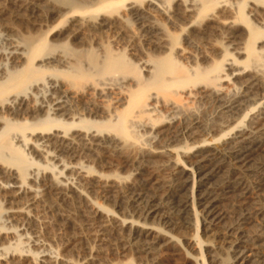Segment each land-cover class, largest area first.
Returning a JSON list of instances; mask_svg holds the SVG:
<instances>
[{"label":"bare ground","instance_id":"bare-ground-1","mask_svg":"<svg viewBox=\"0 0 264 264\" xmlns=\"http://www.w3.org/2000/svg\"><path fill=\"white\" fill-rule=\"evenodd\" d=\"M153 1L0 0V240L8 244L0 249V264H70L65 254H76L75 264H105L108 258L116 264H163L164 254L175 261L180 255L166 229L190 225V198L197 226L194 262L264 264V69L253 63L264 65V45L255 46L264 44V0H251L246 13L262 29L249 25L243 13L249 0H229L207 19L225 26L231 40L221 54L211 43L205 52L192 51L190 34L176 27L181 18L195 29L220 0H170L188 2L191 8L184 10L161 9ZM121 23L134 25L144 55L134 58L129 45L84 44L86 32L118 33ZM238 27L248 30L244 44L235 43ZM193 103L206 110L191 108ZM86 152L95 153V160L86 159ZM76 158L115 173L96 169L95 175L82 162L68 168ZM31 166H37V176L42 168L39 178L30 177ZM125 167L131 169L122 178ZM74 185L95 194L96 207L76 196ZM41 198L58 212L62 231L74 236L63 242L65 254L39 257L47 251L39 239L32 242L34 253L24 246L27 238L9 245L34 226L30 212ZM225 201L229 207L221 210ZM16 213L24 215L22 234L13 224ZM199 219L200 233L214 225L221 230L230 254L226 262L216 259V248L206 246L213 255L202 248Z\"/></svg>","mask_w":264,"mask_h":264},{"label":"rangeland","instance_id":"rangeland-1","mask_svg":"<svg viewBox=\"0 0 264 264\" xmlns=\"http://www.w3.org/2000/svg\"><path fill=\"white\" fill-rule=\"evenodd\" d=\"M216 1H218V0H216ZM227 1H229V0H224V3H223V0H220L219 3L216 2V4L213 5V8H211L210 11H207L206 13L202 14V17L199 18L198 21H197V23H198V27H196L197 29L196 28L195 29H191L190 28L191 25L185 19H182L181 20V18H179L176 21V27L178 29L181 28V27H184L185 28V31H187L190 34L189 37L193 41L192 47H190L192 51L195 52V49H196L197 51L205 52V47L206 46L208 47L209 46V43H211L212 45H214L216 47L215 48L216 52L221 54L224 46L229 45V43H225V42H231L230 39H229L230 40L229 41L227 38H225V35L227 34V31H225L226 28H224L225 26H221V24H219L217 21H208L207 20V19H211L212 16L217 15L221 11V6H223L224 4H226L225 2H227ZM250 1L251 0H249L244 5V8L246 9V11H245V9H243V13L244 14H246L249 11L248 7H249V2ZM153 2L155 4H157L161 9L162 8H166L168 10L171 9V7L173 5H175L174 1L173 2H170V0H154ZM187 3L188 2H186V4H182L181 1H178L175 6H177V9L184 10V8L188 5ZM191 4H195V6H194L195 8L194 9H199L200 8V5H201L200 2H195V3H191ZM227 4H228V2H227ZM187 7L188 8L189 7L191 8L190 5H188ZM151 9L154 12V14L156 12L155 16H157V18H158L159 16L157 14H159V13H157L158 12L157 8H155L154 6H152ZM193 13H195V12H193ZM247 16H248V22L250 23L249 25H251L253 27L260 28V29L263 28V26H261V23H264V22H261L260 24H257V23H255L252 20V18L249 17L250 15H247ZM163 17L164 16H160L159 19L161 20V19H163ZM59 21L60 20L58 19L54 24H52V25L49 24V26H50L49 28H51V26H55ZM161 21L163 22L164 20H161ZM121 27L122 28H121V30L118 31V33H117L116 30H113V29H111V30L110 29H104L100 34H98V33L96 34L94 32H86L84 34L85 35V39H86V41H85L86 43H84V42L83 43L84 44H92V45H96L97 43H104V44H106V43L108 44L109 43L111 46H113L115 48L116 47H123V46L129 45V49L133 46L132 48L134 49V51H132V52L135 55L134 58H137V57H140L141 55H144L145 53H143V51L140 50L141 48H140V45L138 43V38L136 39L135 36H134V33H135L134 25H132L131 27H129L126 24L124 25V23H121ZM253 27H251V28H253ZM49 28L46 29V27H43L42 28V32H44L45 30L47 31ZM201 29H204V31L202 32ZM223 30H224L225 33L223 32ZM210 31L212 33H214V34H211ZM119 32L121 34H119ZM205 32L208 35L210 33L211 34L210 37L206 36L207 34H205ZM0 34H1V32H0ZM201 35H203V37ZM234 35L237 37L235 39V41H236L235 43H238V44H244L246 42V40L248 39V37H249L247 28H243V27L242 28L241 27L236 28L235 29V32H234ZM131 36L132 37L134 36L133 37V41L129 38ZM2 37L0 36V49H1L2 42H3L1 40ZM202 38H205V39H202ZM178 40L181 41L182 40V37L180 36ZM78 41L79 40H77V42ZM131 41H132V43H131ZM77 42L75 41L73 43L74 44L75 43L77 44ZM258 42L259 41H257V44H255V46H258L259 45V47H262L264 45L263 43L260 44ZM58 43H62V42H58ZM181 43H182V41H181ZM241 59H243V56H240V60ZM4 63L5 62H3V64ZM253 63H254V66H257V69H264V65H262V63L260 61L255 60ZM7 67H9V69H11L10 66L7 65ZM230 78L232 79L233 77H230ZM235 82H239V81L236 80ZM189 106H191V108L193 107V109L194 108H197V109H199L198 111H201V112L204 109L206 110V107L204 105H200V104L197 105V104L193 103V105L190 104ZM203 107H205V108H203ZM197 109H195V110H197ZM205 116H206V119H209V117H211L210 112H207V114ZM143 138L145 139L146 136L143 137ZM143 138L140 139V140H143ZM206 145H208V146H214V143L212 142V143H208ZM101 152L104 153V154H108L104 150H102ZM92 153L91 152H86V156L88 154V157H86V159L89 158L88 160H90V159L95 160L96 154L95 153L92 154ZM35 159H34L35 161H39V164L42 167L43 166H47L46 165L47 163L43 162V160L41 159V157L40 158L39 157H36ZM68 162H71V164L68 165V168H69V166H70V168L71 167H76L78 164H80L82 162V164H81L82 167L85 166V168H88V167L89 168H92V170H95L94 173L96 172V169H97L94 165H92V163H84V160L82 161V160H80L78 158H76L74 160H69ZM61 164L60 163L57 164V166L54 169V171L55 170H56V172L59 171V169H61ZM72 165H74V166H72ZM49 167L50 168H53L52 166H49ZM77 168H79V166H77ZM29 169H28L29 170V173L33 171L32 172V175L30 177H33V173H34V176L37 174V166H31V167H29ZM130 169H131V167H128V168L125 167V168L119 170V172L121 171L119 173L120 174L119 176L122 177V178L128 177L129 174L127 173V171L129 172ZM34 170H35V172H34ZM41 170H42V168L40 167V170H38L39 176H40V173L43 172ZM84 170L85 169H83V171ZM98 171L102 172V174H104V175L105 174L106 175H111V174H113L112 172L115 173L114 168H111V169L105 168V169H102V170L99 169ZM45 173L47 174V176L49 177V179L52 180V182L54 181V183H55L57 181L54 178V176H52V174H50V171L47 170ZM64 173L65 174H68L69 172L65 170ZM97 173L98 172H96L95 175H97ZM102 174L100 173V175H102ZM37 175L35 177L39 178V176H37ZM49 175H51V176H49ZM161 176H163V174ZM161 176H159L158 178H161ZM63 177H64V175H63ZM63 177L58 178V180L59 181L63 180L64 179ZM189 177H190V180H188V186H189L188 187V195H190V193L192 191V186H193V178H192L191 174H190ZM67 182H70V180L67 181ZM67 182L64 181L63 184H67ZM74 187H75V185H74ZM74 191H75L74 192L75 195L78 196V197H80L81 200L85 204H88V205L90 204L92 206L94 205L96 207V204H95L96 203L95 202L96 200H94L95 194H92V193L86 194V192H84L83 190H81L79 188H76ZM38 201H39V203H38V205L36 207H34V211L32 210L30 212V214L33 216V218L35 220H34V226L29 229V231H28L27 234H25V235H24V233L22 234V232H23L22 229L24 228V226H21V224L19 225V223H20V221H22V218L24 217V215L23 214H18V213L12 214V217L15 218V221H13V224L16 225V226H18V228H19V229H17L18 234H22V236H21V239L16 238L14 240H11L10 243H12V244H9V245L12 246V247L13 246H16V245L20 244V242L25 241L26 238H27L28 243H25L24 246H26V249L27 248L28 249L30 248V250L34 253L36 251H33L32 248H31L32 242L35 239H37V240L39 239V241H43L42 243H45L47 245V251L44 252V253H42V255L40 254L39 257L40 256H44L46 254H49V252H52V253L53 252H58V253L60 252L61 254H65V252L63 250V247H62V244H63V242H65L69 238L72 239V237H74V236H72L73 234L71 233L70 230L68 232H67V230L66 231H62V229L60 228V226L56 224V220L55 219H56V213H58V212L55 213L54 211H51V209L49 208V206H52V205H48L49 204V201H46L45 198H41V200H38ZM11 207H12V209L14 208L13 209L14 211L19 210L17 206H13L12 205ZM226 207L227 208L229 207V202L225 201V202L220 203V207L219 208L221 210L222 209H225ZM118 213H120V215L119 214H115V216L120 219L121 218V211H118ZM188 214L190 215L189 216V218H190V225L187 228H184V229H166V230H168V233H166L167 236H169V237H172L173 236L172 238H174V239H172L171 242L174 245V249L176 250V253H178L181 258L178 256V257L175 258V261H173V260L172 261H167L168 260V259H166L167 255L164 254V255L160 256V261H162L163 264H183L185 261H186V264H199V262H194V255L197 256V253H198L197 251L198 250H197V248L195 249V246H194L195 241L192 238V235L195 233V230H196V227H197L196 226V218H195V214H194V208H193L192 198H190V200L188 202ZM3 220L4 219H3V216L1 214L0 215V225H2L1 222H3ZM4 224H6V223H4ZM148 224H150V223H148ZM147 227L148 228H155L156 229L157 225L155 226V224H151V226L149 225ZM198 228H199V237H201V239L205 241L204 245H202V248L203 249H206L207 251H210V252H212L213 250H209L210 247H206V246H212V247L216 248V251L219 250L218 251V254L216 255L217 257L215 256L216 259L219 258L220 261L223 260L222 263H224V261L226 262L229 259L228 256L230 254H228L229 252L226 250L227 245L224 244V243H222V240L219 237V235L221 234V230L218 229V227L214 225L212 227H209V229L206 230V232L200 233V231H201V220L200 219H199V223H198ZM249 232L250 231H248V236H250V233ZM82 233H84V235ZM82 233L79 232L78 236H80L82 238H83V236L86 237L85 236L86 233L85 232H82ZM26 235H27V237H26ZM247 238L248 237H246V239ZM18 239L20 241H18ZM28 244H29L30 247H27ZM0 245H2V246H0V249H2V247H6V245H8V244L5 243L4 241L0 240ZM184 245L185 246H190V249H192V251H193L192 255H188L187 254V251L185 250ZM87 251H89V249ZM14 254L15 253H13V255ZM211 254L213 255V252ZM8 256H9V254H7L6 256H3L2 258L5 259V260H7L8 259ZM65 256L66 257L63 258V259L67 260L70 264H75L76 261L79 260V258L76 256V254H74V255H70V254L69 255H66L65 254ZM105 257H106V255H105ZM209 258H210L209 255H206V257H205V262L206 263L210 261ZM121 260L123 261L124 259L121 258L120 261ZM116 261H117V263L119 262V260H116ZM116 261H114V259L113 260H110L109 258L108 259H104V263L105 264H116ZM80 263H83V262H79L78 264H80ZM230 264H233V262L232 263L230 262Z\"/></svg>","mask_w":264,"mask_h":264}]
</instances>
